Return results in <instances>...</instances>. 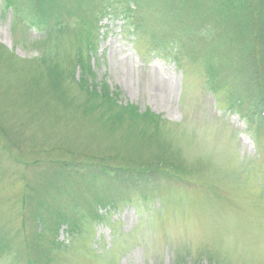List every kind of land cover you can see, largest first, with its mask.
Masks as SVG:
<instances>
[{
	"label": "rangeland",
	"instance_id": "374dc122",
	"mask_svg": "<svg viewBox=\"0 0 264 264\" xmlns=\"http://www.w3.org/2000/svg\"><path fill=\"white\" fill-rule=\"evenodd\" d=\"M10 25V14L0 13L3 49L22 61L37 57L32 45L39 41L36 35L20 28L12 30ZM120 25L110 18L100 23L91 56L93 75L84 79L89 87L106 84L116 94L118 104L160 117L165 123L159 127L160 144L166 153L177 156L196 172L190 176V184L159 189L164 205L160 198L147 205L132 196L133 204L111 211L107 222L93 224L88 219V224L78 226L82 234L74 243L62 227L57 241L65 245L72 242V246L55 247L44 261L205 264L207 257L203 261L200 255L208 253L221 264H264V136L250 131L240 116L227 111L224 91L217 96L207 90L202 67L183 58V68H179L169 60L144 55V49L134 48L124 39ZM53 45L52 39L45 43L47 48ZM74 47H67L66 53L59 55L64 66ZM25 65H21L22 73H32L31 67ZM67 69L59 70L66 100L55 103L49 98L45 103L39 98L27 104L22 89L12 85L4 103H0V115L5 120L0 126V139L19 160L16 164L7 161L0 171V238L10 240L19 231V236L27 237L29 246L37 247V257H41L47 244L44 238H36L40 228L30 218L35 202L23 207L21 202L33 195L30 188L41 191L39 185L44 184L40 178L41 182L34 180L42 169L27 166L41 159V151L53 149L49 161L81 162L86 154L105 151L117 156L141 151L147 156L157 150V145L147 140L142 141L141 148H128V127L124 124L122 129H114L111 123L99 120L102 109H85L78 86L83 75L77 69L74 77L68 76ZM6 78L11 83L12 73ZM61 151L63 155L58 156ZM22 175L27 180H21ZM54 198H44L49 206L43 209V217L47 218L46 211H62L70 204L66 196L55 194ZM89 201L87 194L78 191L77 212ZM0 264L24 261L4 253L0 254Z\"/></svg>",
	"mask_w": 264,
	"mask_h": 264
},
{
	"label": "trees",
	"instance_id": "16d2710c",
	"mask_svg": "<svg viewBox=\"0 0 264 264\" xmlns=\"http://www.w3.org/2000/svg\"><path fill=\"white\" fill-rule=\"evenodd\" d=\"M0 13L10 14L12 30L32 32L39 40L32 44L37 57L23 61L0 45V103H4L12 85L22 89L27 104L39 98L45 103L49 98L55 103L63 101L66 91L59 70L66 67L67 75L74 77L79 69L83 76L78 86L85 109H102L99 120L111 123L114 129H122L125 124L130 131L128 137L131 136L128 148H141L145 140L157 145L152 152L155 154L147 156L141 151L124 156L105 151L86 154L81 162L49 161L53 149L41 151V159L27 166L42 169L34 180H44V184L39 185L41 191L29 187L33 197L27 201L24 197L21 204L23 207L35 202L30 218L41 229L36 238H44L47 246L41 257L34 256L37 247L29 246L27 237L19 236L18 231L10 240L0 238V254H13L24 264H39L55 247L72 246V242L65 245L64 241H57L62 227L74 243L76 236L82 234L78 226L88 224V219L93 224L107 222L111 211L133 204L132 196L150 205L161 199V187L190 184L189 178L196 172L184 166L177 156L166 153L160 144L159 127L165 124L160 117L120 105L106 84L89 87L84 79L93 75L94 41L99 36L100 23L106 19L120 22L121 35L134 48L144 49V55L169 60L179 68H183V58L202 67L207 90L217 96L224 91L227 111L240 116L250 131L264 136V0H0ZM51 39L54 45L47 48L45 43ZM73 45L74 52L64 66L59 55ZM22 64L30 66L32 73H22ZM10 73L11 83L6 81ZM4 121L0 115V126H4ZM62 155L61 151L58 156ZM7 161L16 164L19 160L13 158L12 150L0 139V171ZM24 179L27 180L22 175L21 180ZM79 187L82 188L78 190ZM78 191L90 197L80 213L75 202ZM55 194L68 197L70 204L62 211H46L47 218L43 217V209L49 206L44 198L54 201ZM200 257H207L205 264H221L208 253ZM47 260L44 264L52 263Z\"/></svg>",
	"mask_w": 264,
	"mask_h": 264
}]
</instances>
